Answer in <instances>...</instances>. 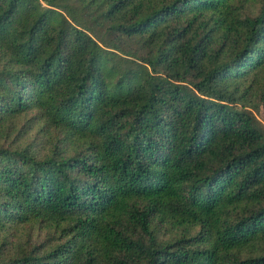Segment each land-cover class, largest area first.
Listing matches in <instances>:
<instances>
[{
    "label": "trees",
    "instance_id": "obj_1",
    "mask_svg": "<svg viewBox=\"0 0 264 264\" xmlns=\"http://www.w3.org/2000/svg\"><path fill=\"white\" fill-rule=\"evenodd\" d=\"M264 0H0V264H264Z\"/></svg>",
    "mask_w": 264,
    "mask_h": 264
},
{
    "label": "rangeland",
    "instance_id": "obj_2",
    "mask_svg": "<svg viewBox=\"0 0 264 264\" xmlns=\"http://www.w3.org/2000/svg\"><path fill=\"white\" fill-rule=\"evenodd\" d=\"M256 114H257L258 119L264 125V107L262 106Z\"/></svg>",
    "mask_w": 264,
    "mask_h": 264
}]
</instances>
